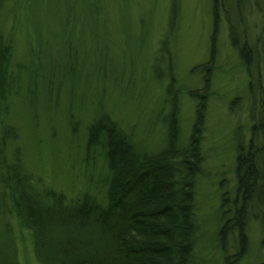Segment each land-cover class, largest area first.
Masks as SVG:
<instances>
[{
  "label": "rangeland",
  "instance_id": "1",
  "mask_svg": "<svg viewBox=\"0 0 264 264\" xmlns=\"http://www.w3.org/2000/svg\"><path fill=\"white\" fill-rule=\"evenodd\" d=\"M245 2L0 0V244L16 264L42 263L12 200L13 168L45 205L54 192L106 209L107 138L90 148L92 126L109 120L142 157L171 145L185 153L199 113L193 264H264L260 211L244 241L237 229L220 236L237 196L239 143L250 144L254 85L264 90V64L246 66L240 54L264 25L256 0Z\"/></svg>",
  "mask_w": 264,
  "mask_h": 264
},
{
  "label": "trees",
  "instance_id": "2",
  "mask_svg": "<svg viewBox=\"0 0 264 264\" xmlns=\"http://www.w3.org/2000/svg\"><path fill=\"white\" fill-rule=\"evenodd\" d=\"M238 2L241 10L246 2ZM256 8L264 22V0H256ZM237 41L233 38L234 43ZM239 44H242L240 54L246 66L255 63L261 69L264 64V25L261 38L254 47L246 39ZM254 86L257 92L252 100L250 144L239 143L237 196L233 207L228 206L231 210L223 214L224 218L229 217L221 229L223 234L220 232L222 239L228 229H237L241 241H244V231L253 210L260 211L261 214L254 216L262 217L264 224V90L259 81ZM5 87V80L0 78L3 93ZM198 119L189 152H180L171 145L152 157L139 155L133 144L108 119L106 124L99 121L92 126L90 148L97 144L102 133L107 138L112 180L106 209L88 198L67 205L65 197L54 192L49 193L51 203L45 205L28 187L30 179L20 168H13L12 200L21 226L33 233L40 262L193 264L197 231L194 185L202 164V126L199 123L202 113ZM170 134L174 141L178 134L175 126L171 127ZM0 264H16L12 254L1 244Z\"/></svg>",
  "mask_w": 264,
  "mask_h": 264
}]
</instances>
